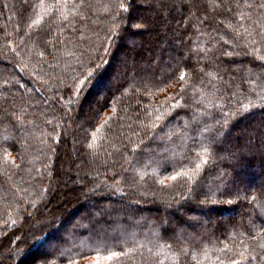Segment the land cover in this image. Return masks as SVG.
Returning a JSON list of instances; mask_svg holds the SVG:
<instances>
[{
    "label": "trees",
    "instance_id": "obj_1",
    "mask_svg": "<svg viewBox=\"0 0 264 264\" xmlns=\"http://www.w3.org/2000/svg\"><path fill=\"white\" fill-rule=\"evenodd\" d=\"M261 4L0 0L12 264H264ZM90 170L96 184L65 187Z\"/></svg>",
    "mask_w": 264,
    "mask_h": 264
},
{
    "label": "rangeland",
    "instance_id": "obj_2",
    "mask_svg": "<svg viewBox=\"0 0 264 264\" xmlns=\"http://www.w3.org/2000/svg\"><path fill=\"white\" fill-rule=\"evenodd\" d=\"M135 1H139V3H141L142 5H144V4H148L149 2H150V0H135ZM140 25H144V21H142L141 22V24ZM103 64V63H102ZM102 64L101 63H99L97 66H96V68L94 69V73H96V72H99L98 70L101 68V66H102ZM105 80L102 78L101 79V82L100 83H97V85L95 86V88L91 91L92 92V94L94 93V94H96V93H98V88L100 89V86H102V84H103V82H104ZM93 94V95H94ZM62 136H63V138H65L66 137V135H64V133L62 132ZM68 164L70 165V169L72 170V171H75L76 170V160H75V158L73 157V155H70V157H68ZM66 165H67V163L65 162L64 163V165H63V167H62V171H63V173H65L66 174ZM78 169V168H77ZM81 169H83V168H81ZM84 172H87L88 171V169L86 170H83ZM90 172H91V175H89L88 177H87V180H84L83 181V179L81 178V176H79V178H78V181L76 180V177H75V180H74V178L72 177V178H70V180L67 182V183H65L64 185H65V187H69V185L71 184V183H73V184H75V185H82V188L83 189H85V188H88L89 186H91V185H94V184H96V180H92L91 178L94 176V173L90 170ZM105 180V179H104ZM52 181L53 180H50V182L48 183V188H50V186H51V183H52ZM44 183H47V182H44ZM106 184L107 185H110L111 187L113 186V188H115V189H118V191H116V192H120V193H124V191H121L122 189V184L121 183H119L115 178H108V179H106ZM64 195V194H63ZM62 195V193H57L55 196H53V197H51L52 198V200H53V198H55V201H54V203H58V202H61V199H62V197L61 196H63ZM114 201L115 202H117L118 204H119V206H123V202L121 203L120 201H118V200H115L114 199ZM91 202H93V201H91ZM136 203V200H134L133 202H130V205L132 206L133 204H135ZM63 206H61L60 208H58V209H52L50 212L51 213H61V212H63V208H62ZM80 208H79V211H78V213L76 214V213H74V214H68L69 215V218H71V217H75V216H78V215H81L85 210H84V208H82V206H79ZM126 208H128L129 209V207H126ZM110 209H111V204H110ZM32 218H31V224H33V228H37V226L39 225V222H41L40 221V219H44V216H40V214H38V215H36L35 213H34V211L32 212V216H31ZM45 221V220H44ZM43 221V222H44ZM35 224V225H34ZM46 224V223H45ZM36 226V227H35ZM35 236V235H34ZM31 238H33V235H31ZM19 247L20 246H18V245H15V246H11L10 248L9 247H5V248H3V249H1V251H0V264H12V261L10 260V257H11V259L13 260L14 259V257H16L15 255H16V253L18 252V249H19ZM32 264H34V263H32Z\"/></svg>",
    "mask_w": 264,
    "mask_h": 264
},
{
    "label": "snow or ice",
    "instance_id": "obj_3",
    "mask_svg": "<svg viewBox=\"0 0 264 264\" xmlns=\"http://www.w3.org/2000/svg\"><path fill=\"white\" fill-rule=\"evenodd\" d=\"M260 7L264 8V4H261ZM180 79L183 80L184 79V74L181 73Z\"/></svg>",
    "mask_w": 264,
    "mask_h": 264
}]
</instances>
